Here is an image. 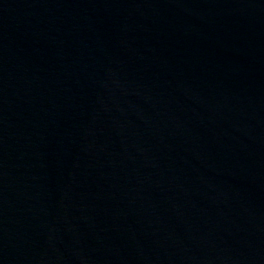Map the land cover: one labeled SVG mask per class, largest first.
Segmentation results:
<instances>
[{"label": "water", "instance_id": "95a60500", "mask_svg": "<svg viewBox=\"0 0 264 264\" xmlns=\"http://www.w3.org/2000/svg\"><path fill=\"white\" fill-rule=\"evenodd\" d=\"M0 264H264V0H0Z\"/></svg>", "mask_w": 264, "mask_h": 264}]
</instances>
